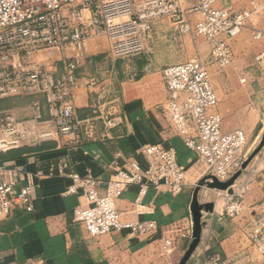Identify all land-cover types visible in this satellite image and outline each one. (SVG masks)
Instances as JSON below:
<instances>
[{
  "label": "built area",
  "instance_id": "2783aa9c",
  "mask_svg": "<svg viewBox=\"0 0 264 264\" xmlns=\"http://www.w3.org/2000/svg\"><path fill=\"white\" fill-rule=\"evenodd\" d=\"M182 1L0 0V102L31 99L30 114L24 118L0 108V143L7 146L4 151L37 148L69 137L83 145L85 140H96L101 128L107 136L123 125L120 98L114 92L109 107L95 112L93 118L81 120L76 114L79 60L90 38L105 35L114 58H131L144 53L153 26L166 19L180 37H190L193 42L197 36L205 37L212 48L211 62L226 67L233 60L232 42L253 20L264 19V1L252 0L249 8L238 12L218 8L217 0H196L184 11ZM196 14L201 16L197 23L191 18ZM263 36L264 31L256 30V40ZM71 47L80 55L64 62L62 72L56 62L34 60L36 55ZM162 79L168 94L163 116L181 144L196 154L205 175L228 182L242 172L248 159V137L243 130L224 131L209 63L195 58L166 67ZM136 153L135 157L114 153L104 166L108 175L104 192L100 190L102 180L91 174L69 175L73 185L67 193L84 199V205L75 208L74 219L90 236L126 231L132 237H143L158 231L156 221H125L117 209V201L132 186L139 188L134 209L137 216L145 208L144 198L151 189L182 194L187 172L176 147L148 144ZM56 169L59 175H66V164ZM22 174L15 165H0V221L15 209H34L36 178L46 173L27 174L26 183L16 190ZM48 175H54V170ZM250 191L247 181L236 189L234 186L231 197L224 195L227 216L240 215ZM250 226L252 243L264 258V216ZM170 244L166 241V247ZM210 264L227 263L216 256Z\"/></svg>",
  "mask_w": 264,
  "mask_h": 264
},
{
  "label": "crops",
  "instance_id": "0c3cea01",
  "mask_svg": "<svg viewBox=\"0 0 264 264\" xmlns=\"http://www.w3.org/2000/svg\"><path fill=\"white\" fill-rule=\"evenodd\" d=\"M195 1L183 0V10L187 11ZM251 1L217 0V7L238 12L249 8ZM250 27V35L253 34L254 38L256 30L264 31V19L253 20ZM253 40L257 42L245 50L241 39L236 38L231 44L232 63L219 73L215 66L210 68L225 131L235 129L225 122L238 119L249 108H244L249 102L239 98L242 84L248 81L243 78L244 73L264 71V36L261 40ZM79 55L71 47L65 51L53 50L36 55L34 60L47 64L56 62L59 72H62L64 62ZM195 55V42L190 37H180L173 23L166 19L155 23L150 39L146 40L144 53L135 57L114 58L105 35L87 40L77 72L80 86L75 92L76 114L81 120L93 118L95 112L109 107L108 100L114 92L120 98L123 125L107 136L101 128L96 140H85L83 145L69 137L44 143L37 147H42L40 151L31 147L19 148L31 151L12 161L5 159L7 146H0V165H15L23 171L16 190L26 183L27 174L35 176L43 171L47 175L36 178L32 212L15 209L11 216L0 221V264H149L155 260L153 253L159 244L157 236L132 237L126 231L90 236L84 225L74 219V210L84 205V199L81 195L67 193L73 185L69 175L91 174L102 180L100 190L104 192L108 180L104 166L117 151L127 157H135L136 152L148 144L176 147L179 162L187 170L182 194L173 196L164 189H151L144 198L145 208L137 216L134 209L139 188L132 186L117 201V209L123 213L125 221H156L159 231L164 225L189 223L196 184L202 178L195 172L200 162L194 152L181 144L163 116L162 107L168 94L162 71L193 60ZM30 101L4 99L0 108L24 118L30 114ZM62 164H66V175L63 176L56 169ZM255 166L256 163L246 172ZM51 170H54V175L49 176ZM255 175L251 191L244 198L242 214L235 219L225 215L228 199L224 195L207 188L200 192V204L212 203L214 208L212 213H204L208 219L204 221L201 243L187 264H202L207 255L214 254L221 255L230 264H264L243 234L245 226L264 213V171ZM242 179V182L247 180L246 174Z\"/></svg>",
  "mask_w": 264,
  "mask_h": 264
},
{
  "label": "rangeland",
  "instance_id": "374dc122",
  "mask_svg": "<svg viewBox=\"0 0 264 264\" xmlns=\"http://www.w3.org/2000/svg\"><path fill=\"white\" fill-rule=\"evenodd\" d=\"M200 19H201V16L198 14L194 15V17H193V20L195 23H197ZM249 28H251V27L245 28L244 30H242V32L239 34V36H237V39H241V43H242L243 48L245 50L246 49L249 50L252 47V45L254 44L253 42H257L255 40H253L254 39L253 34H251L252 35V37H251ZM195 46H196V55L192 59L199 58L202 61L208 62L209 63V72H210V68L212 65L215 66L216 72H218V73L220 71H222L223 69H225L226 67H228V66L221 67V65L218 64V62H211L212 48H211L210 44L208 43V41L206 40L205 37L197 36L196 40H195ZM232 52H233V48H232ZM210 75H211V73H210ZM211 78H212V76H211ZM243 78L248 79V81L246 83L242 84L243 89H242V93L240 94L239 98L242 101H244L245 103L249 102L248 105H244L245 106L244 108L249 107L247 109L248 111L245 114H241L238 119H231V120H228L227 122H225V123H227V126H229L230 128L234 127L235 129H231L230 131H225V130L224 131L225 132H233L236 130H243L246 133V135L248 137V146H247V153H248L247 161H248L252 158L254 153L259 148V146L262 142L263 136H264V71H258L257 74H253V73L250 74V73L246 72V73H244ZM212 84L214 85V80L212 81ZM254 163H256V166L254 167V169H250L248 172H246V170L251 168V166ZM263 171H264V146L253 157V159L249 162L247 167L245 169H243V171L241 172L240 177L236 180L235 184L232 186L233 193H234V186L236 189L238 186H240L244 182L249 181L251 183V186H252V180H253V178L256 177L255 174L257 172H258V174H260ZM186 172H187V170H186ZM195 172L198 174H201V176H202V178L198 181V183L202 179L207 177V175H205V173H204L205 168H204L202 163H198V166L196 167ZM244 174H246L247 180L242 182L241 180H243L242 177L244 176ZM220 182H222V181H220ZM198 183L196 184V187H197ZM223 183H225V182H223ZM207 189H209V188H207ZM211 190L215 194L229 195L230 197H231V195H233V194H229L228 191H222V190H216V189H211ZM242 211H241L240 215L242 214ZM225 215H226V213H225ZM239 216H236L234 218H231L229 216H227V217H229L231 219H235V218H238ZM263 216H264V213L259 215L257 218H255L254 221L259 220ZM251 222H253V220ZM251 222L245 226V228L243 230V232H244L243 234L249 240L250 246L252 247L254 254H256L257 256H259L260 258H262L264 260V258L258 253V250L255 248V246L252 243L251 226H250ZM193 231H194V224H193V218H192V214H191V219H190L189 223L187 222V223L180 225V226L179 225H173V226L172 225L171 226L164 225V227L162 228L161 231H159V229H158V231L154 234H151L149 236H143V237H147V238H153L156 236L158 237L157 238V241L159 243L158 248L153 253L155 260L149 264H179L181 262L182 258L184 257V255L186 254V252H188V250L190 249V246L194 240V232ZM166 241H169L171 243L170 246L166 247ZM177 252H179V253L175 256V253H177ZM216 256H220L222 258V256L218 255V254L207 255L203 259L202 264H210L211 261ZM222 261L227 263V264H230L229 262L225 261L223 258H222Z\"/></svg>",
  "mask_w": 264,
  "mask_h": 264
},
{
  "label": "water",
  "instance_id": "95a60500",
  "mask_svg": "<svg viewBox=\"0 0 264 264\" xmlns=\"http://www.w3.org/2000/svg\"><path fill=\"white\" fill-rule=\"evenodd\" d=\"M263 146H264V136H263V139H262V142H261L259 148L254 153L252 158L244 164L243 169H245L247 167L249 162L262 149ZM240 175H241V172L238 173L237 175H235L231 180H229L228 182H225V183L220 182L217 178H215L213 176H207L198 183V185L195 189L192 204H191V214H192L193 224H194V231H193L194 232V240L190 246V249L188 250V252H186V254L184 255V257L182 258V260L179 264H187L188 261L193 256V254L195 253V251L197 250L198 246L201 243V239H202V232H203V228L205 225L204 221L206 219H208L204 216V213L210 214L213 212L214 205L212 203L200 204V202H199L200 192L204 188L207 187L209 189L228 191L229 194H233L232 186L235 184L236 180L240 177Z\"/></svg>",
  "mask_w": 264,
  "mask_h": 264
},
{
  "label": "trees",
  "instance_id": "16d2710c",
  "mask_svg": "<svg viewBox=\"0 0 264 264\" xmlns=\"http://www.w3.org/2000/svg\"><path fill=\"white\" fill-rule=\"evenodd\" d=\"M41 148H36V149L40 151ZM27 151H31V150L30 149H27V148H25V149H12V150H9L5 154V159L8 160V161H12V160H15V159H19Z\"/></svg>",
  "mask_w": 264,
  "mask_h": 264
},
{
  "label": "bare ground",
  "instance_id": "6f19581e",
  "mask_svg": "<svg viewBox=\"0 0 264 264\" xmlns=\"http://www.w3.org/2000/svg\"><path fill=\"white\" fill-rule=\"evenodd\" d=\"M3 145H6V144L5 143H3V144L0 143V146H3Z\"/></svg>",
  "mask_w": 264,
  "mask_h": 264
}]
</instances>
